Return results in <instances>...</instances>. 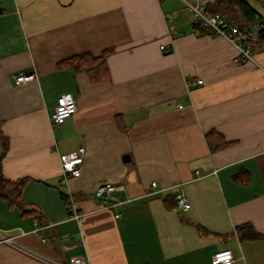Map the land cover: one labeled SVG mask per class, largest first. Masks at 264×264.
<instances>
[{"label":"crops","instance_id":"obj_1","mask_svg":"<svg viewBox=\"0 0 264 264\" xmlns=\"http://www.w3.org/2000/svg\"><path fill=\"white\" fill-rule=\"evenodd\" d=\"M248 1L260 17L233 7L229 21L264 17V5ZM82 54H106L101 80L60 67ZM235 55L193 24L183 0H0V123L9 139L0 161L7 179L26 180L25 209L0 195V229L17 236L0 242V264L76 255L89 264H214L226 250L232 264H264V42L254 61ZM34 71L38 78L17 83ZM64 93L77 112L53 125ZM212 129L229 144L212 150ZM80 146L81 174L63 183L60 155ZM102 183L122 188L96 197ZM179 192L188 211L174 209ZM246 224L259 235L245 236Z\"/></svg>","mask_w":264,"mask_h":264},{"label":"built area","instance_id":"obj_2","mask_svg":"<svg viewBox=\"0 0 264 264\" xmlns=\"http://www.w3.org/2000/svg\"><path fill=\"white\" fill-rule=\"evenodd\" d=\"M188 10L193 24L214 35L225 38L236 50V55L233 61L241 63L245 61H254V46L264 37V17L251 24L236 25L229 21L226 15L221 12H212L209 3L205 0H183ZM171 20L172 14H168ZM169 33L172 37L178 35L175 27H170ZM162 49H167L166 45L161 46ZM38 78L37 72L24 73L20 72L16 75L17 83H25L27 81ZM197 83H203V80L198 79ZM77 100L72 93L62 94L57 101L54 111L50 114V121L53 125H61L63 122L77 112ZM86 148L80 146L77 150L60 155V164L62 169V182L67 183L68 179L78 177L81 174V166L84 163ZM153 187L157 186V182L152 183ZM122 186H116L111 183L99 184L94 194L96 197L113 196ZM176 204L175 210L188 211L191 207L190 201L184 193L179 192L175 195ZM72 213L71 217L80 219L84 213L81 212L76 205L71 201L70 203ZM120 214H117L119 217ZM35 223L39 224V218H35ZM22 231L21 234H25ZM17 236L8 235L5 230L0 229V242L15 245ZM69 238V234L65 235V239ZM43 260L51 264H89V259L81 255L73 256L68 263L52 262L51 260L42 257ZM233 256L230 250L220 251L215 253L212 262L214 264H232Z\"/></svg>","mask_w":264,"mask_h":264},{"label":"trees","instance_id":"obj_3","mask_svg":"<svg viewBox=\"0 0 264 264\" xmlns=\"http://www.w3.org/2000/svg\"><path fill=\"white\" fill-rule=\"evenodd\" d=\"M255 1L261 5H264V0ZM233 7L240 8L244 16L247 17L249 21L256 19L258 16L260 17V13L248 0H219L216 2V8L210 6V10L212 12H221L224 15H228V10ZM261 41L264 42V37L261 39ZM61 66L73 67L76 72L86 71L93 81H98L103 78L105 69L107 68L106 54L98 57H93L90 54L75 55L62 61L60 63V67ZM207 139L212 150L225 147L229 144V142H227L224 137L214 129L207 133ZM0 141L3 145V156L9 147V139L4 134L1 123ZM25 182L26 180L12 181L7 179L3 174L2 164L0 161V195L2 198L8 200L11 205H17L21 209H25L24 203L22 201V190ZM242 228L249 229L248 234L245 235L247 237L255 238L259 235L250 224L242 225Z\"/></svg>","mask_w":264,"mask_h":264},{"label":"water","instance_id":"obj_4","mask_svg":"<svg viewBox=\"0 0 264 264\" xmlns=\"http://www.w3.org/2000/svg\"><path fill=\"white\" fill-rule=\"evenodd\" d=\"M123 159L125 162H127L130 160V156L126 154V155H124Z\"/></svg>","mask_w":264,"mask_h":264}]
</instances>
